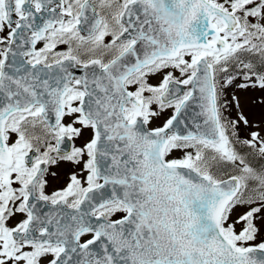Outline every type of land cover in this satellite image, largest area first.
Returning a JSON list of instances; mask_svg holds the SVG:
<instances>
[{
    "label": "snow or ice",
    "instance_id": "6c2138e0",
    "mask_svg": "<svg viewBox=\"0 0 264 264\" xmlns=\"http://www.w3.org/2000/svg\"><path fill=\"white\" fill-rule=\"evenodd\" d=\"M0 264H264V0H0Z\"/></svg>",
    "mask_w": 264,
    "mask_h": 264
}]
</instances>
